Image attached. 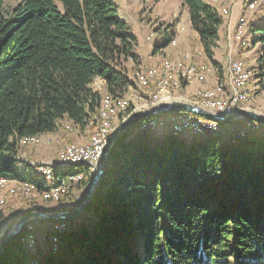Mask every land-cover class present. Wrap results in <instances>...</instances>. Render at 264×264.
Returning <instances> with one entry per match:
<instances>
[{
	"label": "trees",
	"instance_id": "16d2710c",
	"mask_svg": "<svg viewBox=\"0 0 264 264\" xmlns=\"http://www.w3.org/2000/svg\"><path fill=\"white\" fill-rule=\"evenodd\" d=\"M182 3L216 65L220 9L209 0ZM254 28L261 78L264 21ZM160 32L156 47H166L174 24ZM137 40L115 0H18L10 7L0 0V175L31 181L40 192L52 188L21 171L23 139L52 132L66 118L86 127L101 107L96 79L112 99L126 96ZM146 119L113 146L86 210L95 215L91 225L52 232L56 250L39 264H264V139L251 131L204 140L134 131ZM75 169L88 175L87 166ZM21 234L0 264H34Z\"/></svg>",
	"mask_w": 264,
	"mask_h": 264
},
{
	"label": "rangeland",
	"instance_id": "374dc122",
	"mask_svg": "<svg viewBox=\"0 0 264 264\" xmlns=\"http://www.w3.org/2000/svg\"><path fill=\"white\" fill-rule=\"evenodd\" d=\"M17 1L18 0H6V5L7 7L13 6L17 3ZM115 1L119 5L120 15L128 23L131 31L136 34L139 42H149L151 45L160 44L162 42L160 28H167L170 23H173L175 31L177 25H180V28L184 30V32H187V37L190 38L189 42L191 46L194 47L196 45V39L192 36L194 32L193 30L195 29L190 21L188 8L183 5L182 0ZM209 1L215 3V5L220 9L222 16L228 20L226 28L231 29L230 20L233 19L237 21V25L231 33V44L226 43L228 42L227 39L226 42L224 41V46L218 50L222 56L226 57L225 59L221 58L222 62L229 64L225 78H223L222 81L219 79L212 88H199L196 91V94L193 93V95H191L190 92H186V90L184 91V85L195 80L204 81L208 76L215 72L216 67V65L210 60H194L192 51H189L183 58L163 57L152 66L146 68L142 65L143 56L138 53V58L133 62L134 65L129 67V76L134 83L131 85V90L129 89L130 91H128L125 96L126 101H122L121 103L108 99L110 98V95L105 93L103 82L100 79H96L97 81L95 80L93 82V86L103 91L101 101L102 104L100 103L101 107L99 106L101 112L98 108L99 110L95 113L91 122L84 128L75 125L68 118L61 122L58 128L60 129L63 143L60 145L58 144L57 157L54 160H32L29 156H27V154H24L26 149L28 150L30 147L44 143H52L54 139L53 135L44 133L38 138L23 139L22 147L20 148L18 155L23 158L20 160L18 159V165L21 167V171H26L27 173L33 174L34 176L47 181L49 186L52 185V189L55 190L53 192H50L51 190H44L43 192H40L37 189V185L35 186V184L31 183V181L0 175V241L14 224L15 220L20 217V213L29 206L34 204H40L43 207L45 205H57V203L45 200L59 201L63 198L64 201L59 203V205L64 207L73 200L74 197H71L78 194L77 188L82 185L87 176V172L84 174V172H78L75 168L77 166H87V168L90 169V164L80 161L81 163L77 162L75 164H71L72 166H67L65 168V164L63 163H65V160L67 161L69 158L67 148L87 150L90 148L92 140L93 145L95 143H101L102 147L100 150H94L92 146V155L89 157V161H87L95 162L102 152L107 133L129 105H132L134 109H140L150 106L149 104L153 103V101H157L162 98L167 99L171 97H182L191 101L199 102L205 106H208L206 105L208 103L207 100L215 102V104L211 105V107H216V109L222 111L224 106H231L230 109L246 104L251 106L250 103L255 96L257 101L254 105L256 106L251 107L261 109L260 104L264 105V77L259 78L257 76L260 65V43H254L255 35L253 32L255 30V25L264 21V0ZM252 2H254L255 5L250 7ZM140 16H143V19L146 21L148 20L145 23L152 20L159 21L160 23L159 25H155L153 23V25L143 24L139 18ZM240 25H243V33L237 37V31ZM174 36H176V33ZM175 41V37H173L171 40L173 43L170 44V42L169 45L171 47L174 46L173 44ZM235 42L241 43L244 49L239 52L231 51V45ZM199 50L196 48L198 56L206 57L202 44L201 51ZM243 51H245V53L249 56L246 62L241 59L239 54ZM161 53L165 55L164 51H161ZM178 60H184L185 62ZM237 63H242L240 73H243L244 71L246 76V82L243 85L241 84L242 86L238 85L237 80L235 79V76L238 74H235V69L237 68L234 66H236ZM155 69L156 71H154ZM246 72H250L248 73L249 75ZM145 78L147 79V83L143 81ZM140 87L144 90L143 92H146L140 93L142 97H138V94L135 95L134 92L136 89L141 90ZM112 97L117 98L123 96ZM175 116L185 118L187 121L182 123V119H176ZM157 117L158 119L155 121V124H150V121ZM121 123L122 119L117 122V125H120ZM199 123L209 125V129L203 130V125H196ZM141 124V127L134 128V131L137 132L138 130L148 128L149 130L155 131L157 134L159 129L165 128L167 125H174V127H170L172 133L185 137L188 140H192L193 138L202 140L207 139L209 136L205 134H216L223 139H225V137L228 138L229 136L244 137L250 131V136L255 135L264 139V126L254 121H247L243 128H241L236 134H233V132H230L232 127L229 128L225 126L226 129L222 131L221 122L191 112L177 111L164 113L158 116L148 117V119L141 122ZM167 132V130L161 132L160 138H162ZM260 133L263 136H261ZM210 137L213 140L215 139V136ZM56 173L58 174L56 175ZM66 176L68 177L65 180V188H63V186L54 188V183H56L57 180H64ZM82 178V182L78 184ZM94 216V214L92 215L91 213L84 211L78 216L69 219L70 226H68L66 222L52 223L48 220H45L43 223L41 221V224L38 222L29 224L28 229H25L20 237L21 241H23L29 233H33L32 238H27V240H24L25 243L23 242L27 245V252L32 259V262L34 264H36L38 260L43 262L47 254L48 244L51 241L52 243L50 244L52 247L49 246L50 248L48 253L49 251L55 252L56 249L54 246L57 243L56 235L53 236L51 241L48 243V240H50L48 239L50 238L48 235L51 236L52 233L49 230L51 225V230L53 232H55L54 229L56 227H61L62 225L65 226L62 230L58 229L55 233H62L64 231L67 232L70 228H78L79 222H84L90 226Z\"/></svg>",
	"mask_w": 264,
	"mask_h": 264
},
{
	"label": "water",
	"instance_id": "95a60500",
	"mask_svg": "<svg viewBox=\"0 0 264 264\" xmlns=\"http://www.w3.org/2000/svg\"><path fill=\"white\" fill-rule=\"evenodd\" d=\"M149 105L150 106L144 108L134 109L127 116H120L119 119L113 124V126L107 133L106 141L101 155L95 162L90 164V169L88 171L87 177L83 181L82 185L77 188L78 194H75L71 197L74 198L71 202H69L67 206L62 207L59 205V203L64 201L63 198L59 201H49L44 199L48 202L57 203V205H45L43 207L40 204H34L20 213V217L15 220L14 224L0 241V257L8 242L22 233L30 223L38 222L39 224H41V221L43 223L45 220H48L52 223L66 222L68 226H70L69 219H72L86 211L93 200L95 191L97 190V187L99 186V183L106 170L109 155L113 146L119 139L125 136L130 131L135 122L140 119L158 116L169 112L182 111L191 112L221 122L223 124L222 131H224L226 127L230 128L231 123H235L236 121L243 119L242 121H244V123L240 127L232 131L230 130V132H233V134H236L241 128H243L244 124L247 121H254L264 126V112L257 108L249 106V104L220 111L208 108L207 106L199 102L191 101L182 97H171L153 101V103ZM121 119L122 123L120 125H117V122ZM165 129L168 132H172L170 125H167ZM16 159L20 160L23 158L22 156H17ZM89 176L90 182L88 183L86 179ZM49 230L51 232V226ZM49 246L50 243L48 244V247ZM48 247L47 254H49ZM39 262L40 261L38 260L37 264H39Z\"/></svg>",
	"mask_w": 264,
	"mask_h": 264
},
{
	"label": "crops",
	"instance_id": "0c3cea01",
	"mask_svg": "<svg viewBox=\"0 0 264 264\" xmlns=\"http://www.w3.org/2000/svg\"><path fill=\"white\" fill-rule=\"evenodd\" d=\"M119 13H120V9H119ZM141 22L143 24H155V25H159V21H149L148 23L145 19H143V16L139 17ZM238 20V19H237ZM228 20L225 19V17H223V23L220 25L219 27V38L217 41V47L215 48V56L214 59L217 61L216 67H215V72L213 74H211L210 76H208L204 81H192L189 84L184 85V91L186 90V92H190L191 95H193V93L196 94V91L199 88H212L215 86L216 82L220 79L222 81L223 78H225L226 74H227V68L229 64H225L224 62H222L221 58H226L225 56H222V54L219 53V49L222 48L224 46V41L226 42L228 39V44H231L230 42V37H231V33L232 30L234 31L236 25H237V21L235 20H230V24H231V29L226 28V23L228 25ZM155 22V23H154ZM153 23V24H152ZM230 30V31H229ZM193 34L192 36L195 37L196 41H195V46H191L189 40L190 38L187 37L188 34L187 32H184V30H182L180 28V25H177L176 27V36L175 37V42H174V46H166V47H161L158 48L156 47L157 44H153L151 45L149 42H139V39L137 40V45L135 47V51L137 53H139L142 57V65L146 67L152 66L153 64H155L157 61H159L160 59H162L163 57H170V58H183L185 57V54L189 51H192L193 53V59L194 60H204L207 61L208 59L206 57L203 56H198V53L196 51V48H200L199 51H201V42L199 39V35L197 33V31L193 30ZM178 36V37H177ZM179 38V40H178ZM174 41V40H173ZM179 41V43H178ZM173 42H171L170 44H172ZM178 43V44H177ZM236 49V50H234ZM243 45L239 42H235L234 44L231 45V51H240L243 50ZM161 51L165 52V55H163L161 53ZM241 56V59L244 60L246 62V60L248 59V55L245 53V51H243L242 53H239ZM163 55V56H162ZM178 61H183L184 60H178ZM134 61L131 60L128 63V66H132L134 65L133 63ZM129 74H130V69H129ZM97 81V80H96ZM224 82V81H223ZM132 86H130V90H131ZM129 90V91H130ZM144 90H140V89H136L134 90L135 95L138 94V97H142L140 95V93H146L143 92ZM257 99H255V96L253 97L252 101H251V106H256L254 105L256 103ZM260 108L259 110H263L264 112V105L260 104ZM244 123V121H239V122H235V123H231L230 126L232 127V130L237 129L238 127H240L242 124ZM165 128L159 129L157 132V135L160 137V133L165 131ZM231 130V131H232ZM51 135H53L54 139L53 142L50 144H40L34 147H30L28 150L26 149L25 151V155L27 154V156H29L32 160H54L57 157V149H58V144L60 145L62 142L61 139V134H60V129L57 128L56 130L52 131V132H47ZM81 143V142H78Z\"/></svg>",
	"mask_w": 264,
	"mask_h": 264
},
{
	"label": "bare ground",
	"instance_id": "6f19581e",
	"mask_svg": "<svg viewBox=\"0 0 264 264\" xmlns=\"http://www.w3.org/2000/svg\"><path fill=\"white\" fill-rule=\"evenodd\" d=\"M215 1V0H214ZM255 4H254V2H252L251 4H250V7H253ZM243 33V25H240L239 26V28H238V31H237V37H239L241 34ZM234 67H236L237 69H235V74H238V75H236L235 77V79L237 80V83H238V85H240V86H242L245 82H246V76H245V74H244V71H243V73H240V71H241V69H242V63H237L236 64V66H234ZM234 69V68H233ZM246 69V68H245ZM244 70V69H243ZM248 70V69H247ZM154 71H156V69L154 70ZM153 71V72H154ZM247 73V72H246ZM248 73H250V72H248ZM247 73V74H248ZM249 75V74H248ZM247 75V76H248ZM145 83H147V79L145 78V80H143ZM164 81V80H163ZM164 82H166V81H164ZM163 84V83H162ZM242 84V85H241ZM145 85V84H144ZM237 87H239V86H237ZM108 99H111V100H115L116 102H118V103H121L122 101H126V98H125V96L123 97V98H120V99H112L111 97L110 98H108ZM206 102V101H205ZM205 102H204V104H205ZM207 104L206 105H214L215 104V102H211V101H209V100H207ZM103 108V107H102ZM216 110H219V109H216ZM100 112H101V109L99 110ZM175 112H177V111H175ZM179 112V111H178ZM158 119V117L157 118H154V119H152L151 121H150V124H153V123H155V121ZM259 124V123H258ZM160 126H162V125H160ZM263 126V125H262ZM152 127V126H151ZM158 127V126H157ZM196 127H198V126H196ZM153 128H154V126H153ZM174 131V130H173ZM38 138L39 136H34V137H31V138H29V139H33V138ZM105 141H106V138H105ZM104 144H105V142H104ZM101 147H102V145H101V143H95L94 145H93V149L94 150H100L101 149ZM104 147V146H103ZM83 150L82 149H78V148H76V149H70V148H67V152H68V156H69V158H68V160L66 161L65 160V163H63V164H65L64 166H65V168L67 167V166H72L71 164H75V163H81V162H85L86 164H91V163H93V162H87V161H89V157H87V155H79V157H76V158H74V159H71L72 158V155H75L76 153H78V152H82ZM102 151H103V149H102ZM102 153V152H101ZM101 155V154H100ZM81 161V162H80ZM67 162V163H66ZM53 175V174H52ZM54 188H58V187H60V186H56V183H54ZM52 187V186H51ZM53 188V187H52ZM52 188H50L48 191H50V192H53L55 189H52ZM58 223V222H57ZM31 224V223H30ZM28 227H29V225L27 226V228H26V230L28 229ZM65 226H59V227H56L54 230H58V229H63ZM51 228H52V225H51ZM60 231V230H59ZM51 232H53L52 230H51ZM33 233H29L28 234V236L27 237H25L24 239H23V241L26 239L27 240V238H32L33 237V235H32ZM51 238H52V236H51ZM51 241V240H50ZM50 243H52V241L50 242ZM50 247H52V245L50 244ZM50 247H48V250H49V248Z\"/></svg>",
	"mask_w": 264,
	"mask_h": 264
},
{
	"label": "built area",
	"instance_id": "2783aa9c",
	"mask_svg": "<svg viewBox=\"0 0 264 264\" xmlns=\"http://www.w3.org/2000/svg\"><path fill=\"white\" fill-rule=\"evenodd\" d=\"M232 106H233V103H232ZM207 107L216 110V107H211V106H207ZM230 107L231 106H224L223 110L230 109ZM175 117H176V119H182V123L187 121L185 118H180V116H175ZM153 124H155V123H153ZM196 125H203V130L209 129V125H205V123H199V124H196ZM170 127H174V125H170ZM92 146H93V140L90 143V148L89 149L83 150L82 152H78L75 155H72L71 159L79 157V155H87V157H91V155H92ZM67 177L68 176H66L64 180L56 181V186H63V188H65V180H66Z\"/></svg>",
	"mask_w": 264,
	"mask_h": 264
}]
</instances>
